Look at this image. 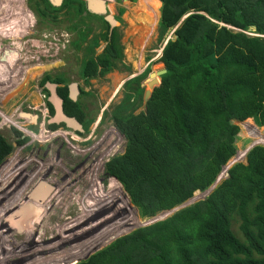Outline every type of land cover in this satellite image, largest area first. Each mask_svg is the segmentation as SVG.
<instances>
[{"label": "trees", "instance_id": "1", "mask_svg": "<svg viewBox=\"0 0 264 264\" xmlns=\"http://www.w3.org/2000/svg\"><path fill=\"white\" fill-rule=\"evenodd\" d=\"M111 1L122 6L133 0ZM143 1L149 8L144 9L145 18L153 26L157 19L159 35L179 24L172 33L175 38L167 41L159 58L166 73L146 100L141 86L144 75L125 81L122 98L110 117L128 142L127 154L144 168L130 172L133 203L143 214H153L187 201L196 191H206L223 175L237 151L238 122L251 124L253 119L260 128L253 126L250 136L264 141V89L247 75L255 46L264 42L259 37L264 35V0L136 3ZM7 4L13 8L14 3ZM35 6L32 9L40 17L53 23L69 19L71 7L84 18H95L85 12L83 1L64 0L60 7H53L47 0H36ZM103 23L107 30L101 53L92 51L95 40H89V31L81 30L76 38L81 47L87 43L80 66L86 82L118 70L123 63L119 35L114 29L108 36V25ZM57 94L64 113L83 123L79 100L68 98L67 86L57 87ZM46 105L53 115L52 105L48 101ZM10 149L0 136V163ZM101 160L78 188L85 197L76 205L98 198H94L99 191L94 185L100 177L94 174ZM228 172V178L204 199L116 238L75 264H264V146L252 147L245 162L234 164ZM115 181L111 179L100 197V212L107 211L113 199L115 207L120 206V186ZM80 214L72 221L80 219ZM109 215L102 216L97 225L100 230ZM78 255H71L67 262Z\"/></svg>", "mask_w": 264, "mask_h": 264}, {"label": "rangeland", "instance_id": "2", "mask_svg": "<svg viewBox=\"0 0 264 264\" xmlns=\"http://www.w3.org/2000/svg\"><path fill=\"white\" fill-rule=\"evenodd\" d=\"M35 1L0 0V5L14 3L12 11H0V79L3 80L0 82V136L11 145L10 153L0 163V264H74L118 237L169 218L201 200L207 191L170 209L143 214L133 203L130 172L144 168L129 157L128 142L110 117L112 108L122 98L125 81L144 75L141 86L147 90L148 74L163 68L159 58L165 43L173 39L175 28L159 35L157 19L153 26L145 18L144 9L149 8L144 1L142 5L136 3L138 0L127 1L122 6L112 2L119 21L115 30L123 48V63L118 70L86 82L81 77L80 66L87 53L84 50L87 43L81 47L77 35L81 30L89 31V40H95L92 51L99 54L106 44L102 38L106 25L98 17L84 18L76 7L69 8V19L60 16L63 21L48 22L33 10ZM254 55L247 75L264 89V42L255 46ZM50 81L58 87L72 82L79 85L78 100L84 115L81 135L52 121L45 92ZM20 110L38 113L37 125L17 119ZM251 122L237 123L240 129L237 151L226 169L244 163L251 147L264 146V141L257 142L250 136L253 126L260 128L253 119ZM100 153L103 161L99 159ZM27 158L41 161L39 169L32 177H15L20 172L19 162ZM96 159L102 161L98 172L94 171L100 177L94 185L96 192L99 189L94 198H98L85 200V205L84 202L73 205L67 215L68 204L76 198L74 192L81 190L91 169L99 168ZM52 163L61 166L62 171L69 170L70 177H62L58 169L44 177ZM80 163H83L81 169H75ZM219 176L222 178L216 180V185L224 179L221 173ZM111 179L124 188L119 187L120 206L117 209L113 199L107 211L100 212V197L111 185ZM49 188L51 191L46 195ZM84 197L83 194L81 198ZM80 212L81 218L72 221ZM107 215L110 219L100 230L97 225ZM77 253L76 259L67 262Z\"/></svg>", "mask_w": 264, "mask_h": 264}, {"label": "water", "instance_id": "3", "mask_svg": "<svg viewBox=\"0 0 264 264\" xmlns=\"http://www.w3.org/2000/svg\"><path fill=\"white\" fill-rule=\"evenodd\" d=\"M47 1L53 7H60L62 2H63V0H47ZM82 1H83L85 12L88 15L101 18L108 25L109 36H110L112 31L116 27H118V25H119V21L114 16V11H113L112 5L110 3V0H82ZM178 25L175 28H177ZM250 30L253 32L255 31L254 27H252ZM249 35L257 36V34H249ZM260 36H262V35H259V37ZM173 38H175V35ZM165 73H166V70L164 68H162L158 71L150 72L148 74V77L146 79L147 90L145 91L144 100H146L149 97L152 90L160 84V77ZM57 87L58 86L55 83H50V82L46 83V89L48 91L47 101L52 105L53 111H54L52 121L54 123H60V124L62 123L68 129H71V130H74L77 132H82V126H81L80 122L75 117L68 116L64 113L63 106H62L63 102H62V99L60 98V96L57 94ZM67 90H68V94H67L68 98L71 101H76L77 97L80 93L78 84L76 82H72V83L68 84ZM16 118L19 120H22L28 124L37 125L39 114L20 110L16 114ZM228 170H229V167L224 171V174H223L224 179L228 178V176H229ZM218 176H217L216 180L218 179ZM216 180L206 190L207 195L217 186L215 184ZM50 191H51V188H49L47 190L46 195L48 193H50ZM199 193H201V192L196 191L194 193V195H197ZM46 195H45V197H47ZM206 196H204L202 199H204Z\"/></svg>", "mask_w": 264, "mask_h": 264}, {"label": "flooded vegetation", "instance_id": "4", "mask_svg": "<svg viewBox=\"0 0 264 264\" xmlns=\"http://www.w3.org/2000/svg\"><path fill=\"white\" fill-rule=\"evenodd\" d=\"M20 1H22V0H20ZM115 16V15H114ZM116 18V17H115ZM117 19V18H116ZM108 36H109V30H108ZM68 86V85H67ZM79 86V85H78ZM79 91H80V89H79ZM67 94H68V90H67ZM80 94V93H79ZM77 99H78V97H77ZM79 106H80V104H79ZM80 108H81V106H80ZM79 121V120H78ZM80 122V124H81V126H82V132H77V131H74V130H72L75 134H77V135H81V133H83V129H84V127H83V123L81 122V121H79ZM62 124V123H61ZM64 126V125H63ZM65 127V126H64ZM89 139V138H88ZM87 139V140H88ZM101 143V142H100ZM99 143V144H100ZM94 147H97V145L96 146H94ZM95 150H96V148H94ZM102 156H103V154L102 153H100V156H99V159H101L102 158ZM99 159H96V160H99ZM96 160H95V162H96ZM28 161V162H27ZM56 162H57V159L55 160ZM94 162V163H95ZM20 164L19 165H21V167L19 168V170H20V172L15 176V177H32L34 174H35V172H37V170L39 169V164L41 163V161H38L37 160V158H35V159H32V160H30L29 158H27V159H25L24 161H21V162H19ZM35 163V165H32V164H34ZM32 165V166H31ZM51 166H49L48 167V172H46L45 171V176L44 177H48V176H46V174H48V173H50V172H53L54 173V171L56 170V169H58L59 171H61V176L62 177H70V175H71V172H69V170H64L63 169V171H62V169H61V166H57L56 167V165H53V163L52 164H50ZM83 166V163H80L79 165H77L76 167H75V169H81V167ZM26 170L28 171V173H25L26 172ZM72 172H74V171H72ZM52 173V174H53ZM81 173V172H80ZM51 174V175H52ZM78 177V176H77Z\"/></svg>", "mask_w": 264, "mask_h": 264}, {"label": "bare ground", "instance_id": "5", "mask_svg": "<svg viewBox=\"0 0 264 264\" xmlns=\"http://www.w3.org/2000/svg\"><path fill=\"white\" fill-rule=\"evenodd\" d=\"M110 2H113V1H111L110 0ZM2 8H4V10L5 11H9V10H11L12 9V6H10L9 4H4V5H0V9H2ZM258 36V35H257ZM260 37H263V36H260ZM0 82H3V80H1L0 79ZM69 190L71 191L72 190V188H71V186H70V188H69ZM72 193H73V191H72ZM76 194V198L74 199V201H72V202H70V204H68L69 206H70V208L68 209V210H66V213H67V215H69V213H70V209H71V207H73V205H75L76 203H77V201L81 198V193L80 192H78V189H77V191L76 192H74V195ZM72 196V195H71ZM70 198V197H69ZM69 201V200H68ZM64 209H65V207H64ZM65 211V210H64ZM72 211V210H71ZM70 219V217L69 218H67V221ZM66 222V221H65Z\"/></svg>", "mask_w": 264, "mask_h": 264}]
</instances>
